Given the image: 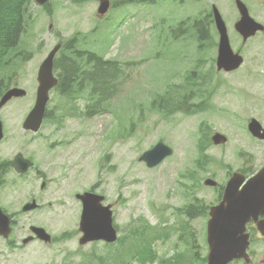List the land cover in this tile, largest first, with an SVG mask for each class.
Listing matches in <instances>:
<instances>
[{
	"label": "rangeland",
	"instance_id": "374dc122",
	"mask_svg": "<svg viewBox=\"0 0 264 264\" xmlns=\"http://www.w3.org/2000/svg\"><path fill=\"white\" fill-rule=\"evenodd\" d=\"M111 1L113 6L102 19L96 16L97 0H56L47 8L32 2L17 46L0 58V90L17 86L27 91L24 97L10 100L0 109L4 128L0 143V205L20 222L42 224L54 207L47 202H53L55 197L60 202L48 227L57 240L44 247L30 245L17 250L13 264H102L108 253L116 255L114 264H155V260L170 256L189 262L194 255L204 256L207 252L208 216H187L186 207L197 200L196 204L208 208L216 203L218 187L229 173L253 171L264 164V140L252 139L246 130L251 117L264 127V31L242 43L233 28L231 0H185L180 6L179 0H163L153 7ZM254 1L259 7L252 4V13L264 22V6ZM210 4L221 9L230 46L244 59L238 71L215 70L213 41H217V35L205 18ZM161 6L173 13L168 34L164 31L167 47L170 45V51L165 48L170 52L165 58L147 53L153 48L152 16ZM178 17L185 22L184 31L173 40L170 29L180 22ZM199 19H205L204 27L208 29V40L201 46L191 26ZM73 37L79 49L128 63L119 76L116 94L97 102L89 89L82 92L89 100L52 90L48 118L36 133L24 131L21 123L34 103L39 64L55 43H66ZM65 54L61 52L58 58ZM202 74L206 80L202 81ZM69 98H75L77 106L65 113ZM168 102L174 108H168ZM87 103L96 104L101 114L87 116ZM214 132L224 134L227 143L212 145L210 137ZM200 134V167L192 177L183 176V171L190 174L194 168ZM159 140L173 149L172 156L152 169L136 161L137 155ZM52 143L56 145L50 147ZM16 152L30 157L35 167L17 174L10 167ZM35 168L42 171V177L35 174ZM43 177L51 182L40 190L38 178ZM206 177L216 180L218 186H204ZM94 183L105 196L104 203L116 206L113 223L122 238L120 244L99 241L78 245L75 221L80 204L74 193ZM31 198L40 203V208L22 213V204ZM163 225L165 228L160 230ZM134 229H145V233L126 242ZM143 237L152 238L149 246L140 244ZM141 248L150 250L153 262L148 257L140 263L132 255ZM249 253L250 264H264V239L253 235Z\"/></svg>",
	"mask_w": 264,
	"mask_h": 264
},
{
	"label": "water",
	"instance_id": "95a60500",
	"mask_svg": "<svg viewBox=\"0 0 264 264\" xmlns=\"http://www.w3.org/2000/svg\"><path fill=\"white\" fill-rule=\"evenodd\" d=\"M43 3L46 0H36ZM242 14L241 22L236 24V29L246 38L250 32H254L261 27L255 24L246 13V9L240 1H236ZM107 0H100L98 8L99 13H104L108 8ZM215 20L220 32V42L216 65L218 69L232 70L241 62L238 55H233L228 44L224 24L214 8ZM55 45L41 63L37 81V99L34 108L24 120L23 127L26 129L37 130L43 117L45 102H47L48 90L56 84V77L52 74L53 57L59 48ZM24 91L17 88L9 89L0 99V107L11 96H21ZM254 135L263 138L264 134H258L259 125L255 120H251L248 125ZM2 138V126L0 123V139ZM215 143H223L225 137L215 134L212 137ZM171 149L161 142L157 143L152 149L142 154L140 159L144 160L147 166L151 167L159 163L165 156L171 154ZM31 161L22 157L20 153L16 154L12 161V166L18 172H24L31 166ZM244 177L235 173L227 183L221 202L210 208V219L207 224V241L209 253L207 264H226L233 258H244L248 260L245 250L248 246V234L245 233V224L259 214H264V168L249 178L246 183L239 189L243 183ZM209 184L214 182L207 181ZM84 201V209L80 229L83 236L80 243H85L94 239H105L113 241L115 231L111 225V212L108 207H101L99 202L102 197L92 194L78 195ZM34 203L26 204L23 209H31ZM86 217V219H85ZM6 221V216L0 211V227ZM259 230L264 234V224H258ZM44 241H49L50 237L41 228H33ZM7 232V231H6ZM4 233V232H3Z\"/></svg>",
	"mask_w": 264,
	"mask_h": 264
},
{
	"label": "trees",
	"instance_id": "16d2710c",
	"mask_svg": "<svg viewBox=\"0 0 264 264\" xmlns=\"http://www.w3.org/2000/svg\"><path fill=\"white\" fill-rule=\"evenodd\" d=\"M24 0H0V53L3 54L18 44L22 28V3ZM199 37L203 39L206 33L199 30ZM64 52L70 56H62L59 64L58 89L62 93L79 91L84 80L88 81L96 95L104 99L110 92H114L115 81L119 69L122 67L117 61H106L94 53L74 49V41L69 40Z\"/></svg>",
	"mask_w": 264,
	"mask_h": 264
},
{
	"label": "flooded vegetation",
	"instance_id": "af4514ba",
	"mask_svg": "<svg viewBox=\"0 0 264 264\" xmlns=\"http://www.w3.org/2000/svg\"><path fill=\"white\" fill-rule=\"evenodd\" d=\"M49 182H51L50 179H49V181H47V178L41 179V184H42L41 189H45ZM55 185L57 186V183ZM31 199H34V198H31ZM56 200H57V198L55 197V198H53V202L48 201V205H51V204L54 205V209L50 213L51 215L53 213H55V207H56L57 203H60L59 201H56ZM50 219L51 218L44 221L42 224H35V223L30 222V221L20 222L17 218H14L13 224H12L13 230L8 235V238L3 240V243L5 245V250L3 251L2 259L0 260V264H3L4 261H7L6 264H13V260H12L13 254L16 252V250L22 249L27 245H31V244L47 245L44 242V240H41V239H39L33 235L32 231H31V227L33 225L42 226L48 233H50L51 239H52L51 241L57 240V236L52 235L50 229H48ZM25 238H27L26 242L23 241Z\"/></svg>",
	"mask_w": 264,
	"mask_h": 264
}]
</instances>
